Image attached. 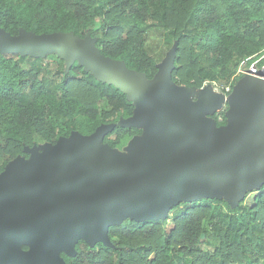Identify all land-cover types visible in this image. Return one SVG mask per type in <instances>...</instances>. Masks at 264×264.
<instances>
[{
    "label": "trees",
    "instance_id": "obj_1",
    "mask_svg": "<svg viewBox=\"0 0 264 264\" xmlns=\"http://www.w3.org/2000/svg\"><path fill=\"white\" fill-rule=\"evenodd\" d=\"M0 27L89 32L102 54L148 78L175 43L174 82L199 88L226 85L242 60L263 52L264 0H0ZM134 107L77 60L66 70L56 53L0 52V172L30 148L100 124H115L106 143L122 148L142 132L119 124ZM108 236L111 246L79 239L75 254L60 253L67 264H264V186L234 207L215 197L180 201L166 218H128Z\"/></svg>",
    "mask_w": 264,
    "mask_h": 264
},
{
    "label": "water",
    "instance_id": "obj_2",
    "mask_svg": "<svg viewBox=\"0 0 264 264\" xmlns=\"http://www.w3.org/2000/svg\"><path fill=\"white\" fill-rule=\"evenodd\" d=\"M94 42L89 32L81 38L73 31L11 34L0 27L1 53H56L66 70L77 60L132 100L133 113L119 124L142 128L128 141V153L108 143L97 147L115 126L107 123L90 134L72 130L30 148L29 158L11 159L0 172V264H67L60 252L75 254L79 239L111 246L108 228L124 218L163 219L178 202L214 190L234 207L246 188L264 184V77L237 79L226 123L217 126L212 115L223 94L172 80L175 43L148 78Z\"/></svg>",
    "mask_w": 264,
    "mask_h": 264
},
{
    "label": "built area",
    "instance_id": "obj_3",
    "mask_svg": "<svg viewBox=\"0 0 264 264\" xmlns=\"http://www.w3.org/2000/svg\"><path fill=\"white\" fill-rule=\"evenodd\" d=\"M249 58L250 57L240 62V64L236 68V71L231 77V81L226 85H221L216 81H208V80H203L202 85H210L214 91L222 93L225 99L226 95L231 92L232 87L234 83L237 81V79H239L244 74L249 73L264 77V50L259 56L254 57L251 61H248ZM214 114L215 116L214 115L212 116L216 121H222L223 117L225 116L218 111H216Z\"/></svg>",
    "mask_w": 264,
    "mask_h": 264
},
{
    "label": "rangeland",
    "instance_id": "obj_4",
    "mask_svg": "<svg viewBox=\"0 0 264 264\" xmlns=\"http://www.w3.org/2000/svg\"><path fill=\"white\" fill-rule=\"evenodd\" d=\"M172 71H173V69H172ZM172 71H171V78H172V80H173V77H172ZM229 94V93H228ZM228 94L226 95V97H225V100H224V103H223V105H222V107L219 109V110H217L218 112H221L223 115H224V113L226 112V110L228 109V102H227V96H228ZM214 115V114H213ZM210 117H212V116H210ZM226 123V119L225 120H222L221 122H216V125L217 126H219V125H223V124H225ZM114 128H115V126L114 127H112L111 129H109L108 131H106L105 133H104V135L102 136V138L100 139V141L98 142V144H97V147L98 148H100V147H102V146H104V144L106 143V139L109 137V136H111V134H112V132H113V130H114ZM129 142L127 143V144H125L122 148H117L116 149V152H119V153H128L129 152ZM21 154V153H20ZM259 186H264V184L263 185H259ZM259 186H254V187H259ZM254 187H249V188H246L245 189V191H244V197H243V200H249L250 199V197H251V194L255 191V190H257V188L256 189H252V188H254ZM260 188V187H259ZM216 193H218V191L217 190H214V191H212V192H210L209 193V195L208 196H210V197H216L215 195H216ZM129 218V217H128ZM128 218H124L122 221H121V223L122 222H124V221H126V220H128ZM120 224V223H119ZM114 225H118L117 223H115ZM173 227V222H172V220L171 219H167V222H166V230L167 231H169L171 228ZM82 240H84V239H82ZM85 241V240H84ZM76 245V244H75ZM75 245H74V248H73V251H75L76 249H75ZM64 253H66V252H64ZM67 254V253H66ZM69 255V254H68ZM61 257L64 259V257L61 255ZM65 260V259H64Z\"/></svg>",
    "mask_w": 264,
    "mask_h": 264
}]
</instances>
